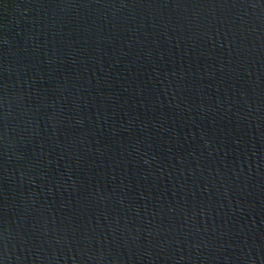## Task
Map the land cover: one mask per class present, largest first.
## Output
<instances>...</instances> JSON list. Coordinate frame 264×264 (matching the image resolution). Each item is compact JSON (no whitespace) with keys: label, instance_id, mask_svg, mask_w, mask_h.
Listing matches in <instances>:
<instances>
[{"label":"water","instance_id":"95a60500","mask_svg":"<svg viewBox=\"0 0 264 264\" xmlns=\"http://www.w3.org/2000/svg\"><path fill=\"white\" fill-rule=\"evenodd\" d=\"M0 264H264V0H0Z\"/></svg>","mask_w":264,"mask_h":264}]
</instances>
